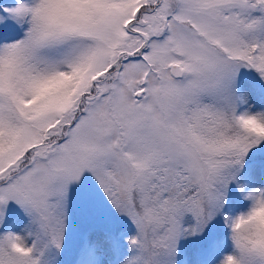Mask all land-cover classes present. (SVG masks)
<instances>
[{
  "label": "snow or ice",
  "instance_id": "obj_1",
  "mask_svg": "<svg viewBox=\"0 0 264 264\" xmlns=\"http://www.w3.org/2000/svg\"><path fill=\"white\" fill-rule=\"evenodd\" d=\"M0 264H264V0H0Z\"/></svg>",
  "mask_w": 264,
  "mask_h": 264
}]
</instances>
